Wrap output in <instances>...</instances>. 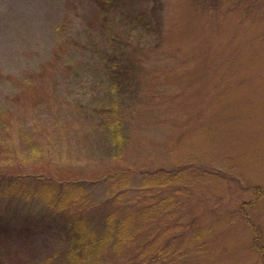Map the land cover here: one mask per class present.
I'll return each instance as SVG.
<instances>
[{"label":"rangeland","instance_id":"rangeland-1","mask_svg":"<svg viewBox=\"0 0 264 264\" xmlns=\"http://www.w3.org/2000/svg\"><path fill=\"white\" fill-rule=\"evenodd\" d=\"M119 2L107 14L99 0H0V172L86 179L100 221L109 171L129 168L134 187L159 175L181 264H263L264 0ZM140 10L162 32L130 28L124 13ZM120 45L143 58L123 103L105 56ZM65 220L40 200L1 201L0 264H57Z\"/></svg>","mask_w":264,"mask_h":264},{"label":"trees","instance_id":"trees-1","mask_svg":"<svg viewBox=\"0 0 264 264\" xmlns=\"http://www.w3.org/2000/svg\"><path fill=\"white\" fill-rule=\"evenodd\" d=\"M119 1L99 0V3L108 14L118 6ZM158 4L160 0H153V5ZM124 14L130 28L162 32V26L146 10ZM116 35L114 33L113 37ZM105 56L112 80L111 90L121 96L120 102L123 103L128 96L137 93L136 70L141 67L143 58L125 49L124 45L105 51ZM107 111L113 117L102 121V127L109 132L121 152L127 140L120 118L122 116L115 109L109 108ZM131 172L129 168L108 172L107 178L111 180L108 193L113 207L101 221L95 219L92 213V183L67 175L58 177L45 171L0 172V202L7 198L40 200L51 211L66 214L64 225L67 248L57 264H181L184 255L177 246V238L181 233L179 231L176 234V231L182 226L178 221L174 225H165L163 230L166 222L159 219L160 213L157 212L159 196L153 189L164 182L163 177L142 173L143 182L135 188ZM130 190L136 193H129ZM262 191L260 194L264 193V189ZM263 248L259 246L264 254Z\"/></svg>","mask_w":264,"mask_h":264}]
</instances>
